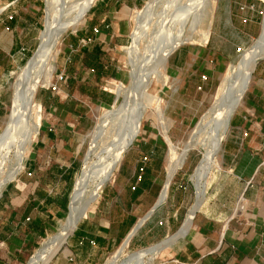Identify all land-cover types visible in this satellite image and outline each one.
<instances>
[{
    "label": "crops",
    "instance_id": "1",
    "mask_svg": "<svg viewBox=\"0 0 264 264\" xmlns=\"http://www.w3.org/2000/svg\"><path fill=\"white\" fill-rule=\"evenodd\" d=\"M25 1L0 0L1 33L11 39V51L18 42L14 33L23 30L22 3ZM139 1L134 0L131 5L137 6ZM14 3L21 4L18 16L11 14L16 13ZM245 4L255 7L251 0ZM92 9L90 17L87 14L86 20L84 18L85 23L68 33V43L57 62L56 74L62 72L65 77L59 82V90L44 92L38 99L49 117L31 143V155L24 163L23 173L16 182L6 183L0 192V264H27L40 240L52 232L53 213L59 214L66 207L68 211L67 194L44 184L42 176L56 171L54 181L68 179L76 166L69 147L70 138L75 136L72 133L90 128L92 124L90 111L85 108L89 109L91 104L107 106L117 100L107 95L105 92H110L101 85L110 75L99 76L92 70L86 63V54L98 50L96 60L107 70L103 64V60L108 59L106 46H111L113 41L119 44L121 35L116 31L110 33L109 27L121 22V7L108 8L104 25L97 23L96 9ZM80 39H90V42L81 46ZM1 51L8 53L6 47L0 46V57ZM171 61V73L178 69L184 72L183 83H186L190 66L197 65L196 74H201L198 60L188 58L184 52H177ZM252 74L221 143L220 166L210 172L204 198L189 228L161 248L154 255L153 264H264V171L259 167L264 158V61L256 62ZM203 76H198L199 82ZM163 142L160 136L153 141L143 139L139 141L138 152L129 150L124 154L118 182L101 191L70 232L64 242L66 246L63 244L60 252L46 264H102L110 252L119 248L139 219L157 202L159 193L150 202L148 196L155 193L159 185ZM47 144L55 147L58 154L53 155L64 162L53 159L49 168L42 169L44 161L41 157L36 159L37 155L45 154ZM164 171L166 174V167ZM186 196L185 186L173 184L166 201L160 202L139 226L129 239L130 244L141 247L147 236L161 242L176 234L188 212Z\"/></svg>",
    "mask_w": 264,
    "mask_h": 264
},
{
    "label": "rangeland",
    "instance_id": "2",
    "mask_svg": "<svg viewBox=\"0 0 264 264\" xmlns=\"http://www.w3.org/2000/svg\"><path fill=\"white\" fill-rule=\"evenodd\" d=\"M245 1L250 0H140V4L134 6L131 5L134 0H94L90 8L84 14L81 20L82 23L80 22L74 28H68L59 36L57 45L50 46L51 48L49 50V47L44 48L45 45L40 44L39 39L41 32L46 27V21L55 25L59 20L61 23L63 20L66 21L75 17L80 7L79 3H81L82 0H26L22 3L23 30L14 33V36L18 38V42L16 48L12 51L10 49L11 39L2 35V26L0 24V46L6 47L8 50L7 54L1 51L3 55L0 57V134L10 112L13 87L19 83L17 82V78L25 75L27 79H30V81L29 79L27 80L28 82H25L26 79H24L25 81L20 82L22 85L23 83L24 85L27 83L31 84L34 80H38L36 81L37 87L33 94V102L39 106L38 108H40V111H36L31 103L28 105V108H26L29 111L24 108L26 110L25 112L23 108H20L18 115L21 114V116H17L16 127H32L36 121V116L40 118L41 127L45 118L49 117V114H47V111L39 104L38 99L41 95H44V92L51 91L49 86L54 81L57 72L58 58L60 55L62 56L63 47L68 43V33L85 23L87 14L88 18L90 17L89 10L91 8H93L92 10L96 9L97 23L104 25L106 24L105 19L106 14H108V8L113 9L114 7H121L122 15L119 16L121 22L111 24L109 27L110 33L116 31L121 34L119 37V44L113 41L111 46H106V57L108 59L105 58L103 64L107 66L106 69L109 70L110 76H106L101 81V85L110 92L105 93L110 95L113 100H115V97L117 98L116 105H112V103L108 106L103 104L95 106V104H91L89 109L88 107L85 108V111H90V116L92 118L91 127L75 131L72 133V136H75L73 138L71 137L69 140V147L73 151L74 161L76 163L75 169L68 175V179L65 180V182H59L58 180L54 181L56 171H53L54 174H44L42 176V182L47 186L49 185V187L53 186L52 188L58 190V192L62 194H67L66 206L68 200L70 203L72 199V195L77 187L78 178L85 170L88 173H92V175L91 173H89L90 175L88 174V187H91L96 182L99 176L98 174L102 172L103 166L107 163L112 150L115 148L117 143L116 138L127 125L132 110V104L137 100L140 102L144 97V94L139 92L134 96L132 95V97L129 93L132 89V81L138 80V77H141V79L139 78L141 86L146 87V91L144 92L146 96L144 103L146 106L141 107L138 134L129 148L123 152L122 157L129 150L138 152L140 140L145 139L153 141L154 139H158L159 136L163 138L164 158L159 164V167L162 169L161 175L158 178L159 185L157 186V191L148 196V202L153 201L158 193H160L159 191L162 189V183L166 179L167 171L165 174L164 167H166L167 170L171 154L167 141L164 138V132L173 146L174 155L181 154L185 145L188 144L192 138L193 140L202 141L201 137L205 136L206 133L211 130L209 128H211L210 126L212 125L210 122L211 118L207 115V112L218 99L219 88L222 80L225 78L229 64H237L243 58L246 49L260 35L264 23V0H251L255 4L254 11L252 12L238 9V6L245 3ZM20 7V3H14V10H16V13L11 14L13 16H15V14L18 16L20 12L18 8ZM244 18H247V21L244 22ZM56 19H58L57 22ZM54 22L56 23L54 24ZM59 22L57 24H59ZM89 22L88 20V23ZM56 26L57 25H55V27ZM88 38L90 37L88 36ZM114 44H116V46ZM169 44H177V47L167 59H164L163 56ZM40 47L47 50L44 51V49L42 48V50ZM238 48L240 50L236 51ZM40 50L43 52L41 53ZM203 50L206 51L204 52ZM180 51L184 52L188 58L194 57L195 60H198L197 64L201 67L200 75L201 77L202 75L205 76L200 82L198 81V76L200 75L196 74L197 65L188 68L189 73L185 77V79H187L186 83H183L181 79L183 77V71L178 69L171 73L169 69V66L171 67L172 64L171 60L173 56ZM212 52L215 53L212 54ZM162 54L163 56L161 57ZM43 55L45 57H43ZM39 56L42 57V61ZM34 57L36 59L31 62ZM46 57L48 58L47 61ZM29 60L31 64L28 63ZM38 60H40V62ZM106 60H108V63ZM261 61L263 62L264 58L259 59L257 62ZM43 62H46V64ZM27 64L30 66L28 68L29 72H22L28 67ZM33 64L35 68H32ZM47 68L51 71L47 72ZM31 69H33V71ZM237 75L238 77L241 76V70ZM46 78L49 81L47 80L48 82L44 83ZM21 79L23 80V77H21L19 81H22ZM117 86L123 90L122 94L118 96L116 94ZM93 93L94 92L90 95L92 96ZM110 106L114 107L108 111L107 109H109ZM22 110L24 113L23 117L22 113H20ZM26 113H28V116L25 115ZM22 120L24 126H22ZM18 121L21 124L18 123ZM37 133L33 134L29 139L27 144L28 151L22 161L23 166L27 158L31 155L30 146L35 140ZM191 135L195 136L191 137ZM6 142L5 140L0 148V180L8 177L10 168L11 171H13L15 168L12 170V167L15 166L14 163L16 164L17 162L16 154H14L15 148L13 146H10V148L7 146L10 150L7 154L5 153L8 150L7 147L4 148ZM64 147L66 146L64 145ZM43 151L45 154L42 156L37 155L38 159H36L39 160L41 157V161H44V163H42V169L44 166L49 168L53 159L56 162L63 161L53 155L58 154V152L51 144H47V148ZM202 151L203 150L199 146L188 151L183 164L176 170L173 176L174 178L168 188L169 191L171 186L176 183H180L186 187L188 211L195 203L194 200H196V187L192 174L195 166L201 159ZM48 155L50 159L46 158ZM106 157H108V159L104 160ZM49 160L50 163L48 165ZM99 161L102 162L101 166ZM94 163L97 164L94 165ZM121 163L122 159L113 173V181H109L112 183L107 182V184L100 189L99 194L103 189L118 182L117 176ZM93 165L95 168H99H96L95 171V169H92ZM88 166L90 168H88ZM97 169H99L98 173ZM16 172L11 179L8 178V180H6L5 184L2 186L1 192L6 183H12L18 180L20 174L23 173V168ZM92 176L94 177L92 178ZM68 211L66 207L64 210L61 209L59 214L53 213L55 214V222L52 232L40 240V245L33 252L34 255L38 250H41L44 241L54 237L62 228ZM186 213L185 215H187ZM185 215L183 218L186 217ZM159 241L154 240V238L152 239L151 236H147L144 238V245L141 247L131 245L129 241L122 254L115 259L118 261H115L113 264H125V262L126 264H153L156 252L147 253L145 256L140 255L139 257H131V255L134 252L156 246L162 242ZM65 246L66 243L63 247ZM113 252H110L106 261ZM127 255L130 256L129 259ZM125 257H127L126 259L128 260H126ZM123 259H125V262H123ZM105 262L102 264H105ZM38 264L42 263L38 262Z\"/></svg>",
    "mask_w": 264,
    "mask_h": 264
},
{
    "label": "bare ground",
    "instance_id": "3",
    "mask_svg": "<svg viewBox=\"0 0 264 264\" xmlns=\"http://www.w3.org/2000/svg\"><path fill=\"white\" fill-rule=\"evenodd\" d=\"M93 1L94 0H82V2L79 3L80 7L77 10V13H76L77 15H75V17H73L69 20H66V21L63 20V22H61V23L59 22L60 21L59 20L58 21L59 24H57L58 19H56L57 23L54 22V24L56 23L55 25H57L56 27H55V25H53V23L50 24V23H48V21H46V27L41 32L40 37H39L40 44L45 45V47L43 46L44 48L49 47V50L51 48L50 46L57 45L59 36L61 34H63L68 28H74L81 22L82 18L84 17V14L90 8ZM79 5H77V6H79ZM77 6H75V7H77ZM48 11H49V9H48ZM43 47H40V48L42 49ZM176 47H177V44H169L168 48H166V50H165L164 56L162 54L161 57L163 56L164 59H167ZM38 50H39V48H38ZM45 50H47V49H44V51ZM40 52H41V50H40ZM46 54H47V52H46ZM44 55H43V57L46 56V55L45 56ZM35 57L32 58L31 62H33V60L36 59ZM47 57H46V61L48 59ZM39 58L41 60L42 57L39 56ZM262 58H264V23H263L259 37L256 38L251 43V45L246 49L245 54L243 55V58L235 65L229 64V67H228L226 74H225V78L222 80V83H221L220 88H219L218 99L216 100V102H214L212 104L209 111L207 112V115H209V117L211 118L210 122L212 125L210 126L211 128H209L211 130L208 131L205 136L201 137L202 141L193 140V138L192 139L190 138L191 141L185 145L181 154L174 155L173 146H172L170 140L168 139V137L166 136V134L164 132V138L167 141V144L170 148L171 154H170V159L168 161L169 163L167 165L166 179L163 182V185L161 187L162 189L159 193L157 201L160 203L166 199L169 185L171 183V180H172L176 170L178 168H180V166L183 164L185 156L187 155L188 151L194 147L199 146V147H201V149L203 151H202L201 159L199 160V162L195 166V168L193 170V174H192V177L195 181V187H196V200H194L195 203L189 209L186 217L184 218V220L181 224L180 230L176 234L169 236L167 239L163 240L160 244H158L156 246H153V247H150L147 249L139 250L137 252H134L132 255L130 254L131 257H139L140 255L145 256L147 253H154V252L157 253L159 250H161V248L165 247L170 242H172L176 236L185 233L187 231V229L189 228L191 221L194 217V213L197 210L200 202L204 198L208 175L210 174V172L212 171L213 168L217 169L220 166L219 156H220V150H221V143H222V141L225 137V133L227 132V129L229 127L230 118H231L233 112L236 110V108L238 106H240V104L242 102V98H243L246 90L249 87L252 71L255 67L256 62ZM40 60H38V61L40 62ZM31 62L29 60L28 63L31 64ZM43 63L46 64V62H43ZM27 66H28V64H27ZM42 66H43V64H42ZM50 66H52V65H50ZM29 67L30 66L26 67V70L25 71L23 70L22 72H29V70H28ZM32 68H35L34 64H33ZM41 69H42V67H41ZM41 69H38V70H41ZM31 70L33 71V69H31ZM43 70H44V67H43ZM240 70H241V76L238 77L237 74L240 73ZM46 71L49 72L51 70L50 69L48 70V68H47ZM41 74H42V72H41ZM26 75H27V73H26ZM21 77H23V80L21 79L22 81H19V79ZM21 77L17 78L18 79L17 82H19V83H17L13 87V94H12L13 97L11 100L10 112L7 116V120L5 121V126H3L4 128L2 129L1 134H0V148H1L2 143L6 140L7 142H6V146H4V148H6L7 146L9 148H10V146H13L15 148V150H14L15 153L14 152L13 153L16 154L17 158L16 157L15 158L17 159V162L15 161L16 164L14 163L15 166L12 167V170H13V168H15L13 171H11V168H10V174L8 173V177L0 180V192H1L2 186L5 184L6 180H8V178L11 179V177L15 174L16 171L21 170L23 168V165H22L23 162L22 161H23V159H24V157L28 151L27 150V144L29 142V139L33 134L37 133V130L40 127V118L38 116H36V121L32 125V127H26V128L25 127L20 128L21 126L19 128H18V126L16 127L17 118L21 116V114L18 115L20 108L21 109L23 108V110H25L26 108H28V105H30V103H31V104H33L36 111H38V112L40 111L39 110L40 108H38L39 106L37 104H34V102H33V94H34L35 89L37 87L36 81H38V80H34V82L31 84L27 83L26 85H24V83H23V85H22L20 82L25 81L24 79H26L25 82H28L27 80L29 78L27 79V77L25 75L24 76L22 75ZM29 77H30V75H29ZM39 77H40V75H39ZM44 77H46V76H44ZM35 78H36V76H35ZM139 78L141 79V77H138V80L132 81V89L129 91V93L132 97V95L134 96L136 93L139 92V93L144 94V97L140 100V102L137 100V101H135V103L132 104V110L130 112V116L128 118L127 125L124 128V130L122 131V133L116 138L117 143L115 145L114 150H112V153H111L109 159H108V157H106V159L104 158V160L108 159V161L106 164L104 163L105 165L103 166L102 172L101 173L99 172L100 174H98L99 176L96 179V182L91 187H88V176L90 175L89 173H91V172L88 173V172H86V170H85V172L83 170L84 173H82V175L78 178L77 187H76V189L72 195V199L69 203V211H68L67 215L65 216V221L62 225V228L57 232V234L54 237H52V238H50V239H48L42 243L43 245L41 246V250L40 251L38 250V252H36L35 255L34 254L32 255L28 264H38V262H40L42 264L43 263L46 264L54 256V254L62 247L65 240L67 239V237L69 236L70 232L75 227V225L78 223V221L87 214V211L90 208V206L97 200L101 187L104 184H106L107 182L112 180L113 173H114L116 167L118 166V164L121 162L123 152L129 148V146L131 145V143L133 142V140L136 138V136L138 134V131H139L138 126H139V122L141 119V107L146 106V104L144 103V101L146 99V96L144 93L146 91V87L141 86V81H139L140 80ZM47 80L48 79L46 78V80H44V83H47L49 81V80L48 81ZM29 81H30V79H29ZM20 84L22 85V87ZM122 91L123 90L119 86L116 87L117 96L122 94ZM141 101H143V102H141ZM112 105H116V101ZM113 107L114 106H110V108L107 110L110 111ZM23 110L20 112V113H22V117L24 116ZM26 110L29 111L28 109H26ZM26 110H25V112H26ZM30 113H31V111H30ZM27 114L28 113H26L25 115H27ZM26 117H25V119H26ZM21 119H24V118H21ZM19 121H20V119H19ZM19 121H18V123H20ZM25 122H26V120H25ZM21 123H22V126H24L23 120L21 121ZM192 136L194 137L195 135H191V137ZM9 148H8L7 152H5L6 154L10 150ZM104 160H103V162H104ZM101 163L102 162H100V166L102 165ZM96 164L97 163H94V165H96ZM94 165H93L94 168L92 167V169H95V171H96V168H99V167L95 168ZM89 166H88V168H90ZM91 166H92V164H91ZM98 170L99 169H97V173H98ZM89 171H92V170L90 169ZM7 172H9V171H7ZM91 175H92V173H91ZM93 177L94 176H92V178ZM142 220H143V217H141L139 219L138 223L141 222ZM127 238H128V236L124 239V241L119 246V248L105 262V264H113V263H115V261H118L115 259L120 254H122L123 250L127 246L128 241H129V239H127ZM129 257L130 256H128V259H129ZM126 258L127 257H125V259ZM125 259H123V262H125L124 261ZM128 259H126V260H128ZM129 263H130V261H129ZM125 264H126V262H125Z\"/></svg>",
    "mask_w": 264,
    "mask_h": 264
},
{
    "label": "built area",
    "instance_id": "4",
    "mask_svg": "<svg viewBox=\"0 0 264 264\" xmlns=\"http://www.w3.org/2000/svg\"><path fill=\"white\" fill-rule=\"evenodd\" d=\"M238 9L239 10H241V11H254V5L253 4H245V3H243V4H240L239 6H238ZM9 18L11 19L12 18V16H9ZM243 21L245 22V21H247V18H244L243 19ZM96 31V30H95ZM97 32V31H96ZM90 42V39H80L79 40V44L81 45V46H84V45H86V44H88ZM240 49L238 48L237 49V51H239ZM64 74L62 73V72H59V73H57L56 75H55V78H54V81L50 84V86H49V88H50V90L52 91V92H57L58 90H59V82H61V81H63L64 80ZM203 78H205L204 76H203ZM259 167L260 168H262L263 169V171H264V158L260 161V163H259ZM243 200V198L242 197H240V202ZM240 208H244V205L243 204H241L240 205Z\"/></svg>",
    "mask_w": 264,
    "mask_h": 264
},
{
    "label": "trees",
    "instance_id": "5",
    "mask_svg": "<svg viewBox=\"0 0 264 264\" xmlns=\"http://www.w3.org/2000/svg\"><path fill=\"white\" fill-rule=\"evenodd\" d=\"M99 54L100 52L98 50H93L92 52H88V54H86V58H87L86 63L92 70L98 72L99 76L107 75L109 74V70H104L103 65L100 62H97L98 60H96Z\"/></svg>",
    "mask_w": 264,
    "mask_h": 264
},
{
    "label": "water",
    "instance_id": "6",
    "mask_svg": "<svg viewBox=\"0 0 264 264\" xmlns=\"http://www.w3.org/2000/svg\"><path fill=\"white\" fill-rule=\"evenodd\" d=\"M161 204L159 203L158 201L156 202V204L152 207V209L149 211L148 214H146L144 217H143V220L141 222H139L138 224H136L133 228V230L131 231V233L128 235V238L127 239H130L131 236L134 234V232L139 228V226L153 213V211L157 208V206Z\"/></svg>",
    "mask_w": 264,
    "mask_h": 264
}]
</instances>
